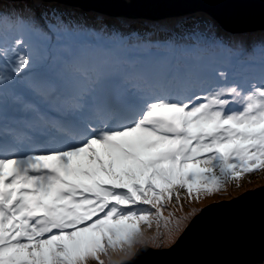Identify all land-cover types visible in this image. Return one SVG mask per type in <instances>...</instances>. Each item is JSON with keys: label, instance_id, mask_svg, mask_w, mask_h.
<instances>
[{"label": "rangeland", "instance_id": "obj_1", "mask_svg": "<svg viewBox=\"0 0 264 264\" xmlns=\"http://www.w3.org/2000/svg\"><path fill=\"white\" fill-rule=\"evenodd\" d=\"M21 10H25L23 5L18 9ZM93 16V20L102 17ZM136 29L133 26L125 30L126 41L121 37V29L110 28L106 32L105 37L117 41L111 46L115 70L118 68L119 44L124 51L139 45L133 37ZM62 33L61 30L52 31L51 38L56 44L62 39ZM4 36L0 33V39ZM98 37L99 34L91 33L90 40L98 41ZM183 38L181 33L174 32L170 42L175 46ZM259 38L251 37V43L257 44ZM81 43L76 40L72 44L74 66L79 68L70 77V85H75L69 87L75 108H62V114L70 121L83 123L87 116L93 120L90 117L93 106L107 107L108 116L116 112L117 116L121 113L130 115L126 128L111 142L98 143L94 150L68 156L64 162L43 159L54 167L33 170L34 156L42 146L50 145V135L45 127L39 126L32 111L26 115L25 111L12 106L8 107L12 109L11 113L4 114L2 108L12 105V101H0V135L23 137L20 142L15 141L18 148L9 159V166L16 174L0 177V264H115L125 257H132L138 246L176 241L200 206L264 185V159L256 155L251 157V149L264 147V80H258L254 85L247 81L232 83L224 81L220 73L212 74L206 89L184 87L185 82L198 84L188 71H196L200 77L196 68L200 67L201 73L207 72L202 74L204 76L211 71L212 63L203 66L204 60L200 58V64L189 66L184 74L182 70L186 66L177 59L175 51L171 52V45H160L149 53L141 51L146 53L141 54L143 57L151 58L157 66L142 77L133 69L138 60L125 59L121 52L124 67H131L123 73L126 75L123 81L128 82L131 77L145 79L144 75L148 79L151 75L164 77L165 72L170 75L173 69L181 78L175 82L178 86L175 93L169 88L152 91L151 82H140L137 86L130 83L127 89L131 96L129 103L133 106L126 107V101L116 100L117 104L109 107L108 97L121 88L104 77L100 85L102 90L104 84L110 85L109 90H104V99L97 100L86 92V87L95 81V58L93 52L88 53L86 44ZM0 57H11L7 47L0 46ZM23 58L27 59L28 55ZM9 63L16 70L15 65ZM174 63L177 68L173 67ZM20 71L17 69L16 74ZM203 78L197 87L204 85L209 76ZM82 82L85 88H78ZM127 109L132 113H125ZM48 111V108L40 111L43 112L40 124L57 115L54 110L51 114H47ZM31 121L34 122L32 128L29 126ZM254 133L262 138H254ZM57 144L59 142L52 145ZM105 148L109 149V156L99 152ZM244 157L253 158L249 162H253L251 166L255 173L245 169ZM239 161L243 165L236 168ZM7 166L5 164V168ZM4 170L0 171L1 176L9 173ZM75 172L90 182H74L80 190L72 189V197L68 198L65 197V177L73 176ZM20 173H26L23 181H11L19 178ZM122 187L129 193L116 192ZM81 190L90 196L76 201L85 196ZM43 191L47 205L45 217L33 219V212H40L45 204L34 201L42 198ZM111 203L115 204L110 206ZM123 209L126 210L122 212ZM81 220L85 225H78L68 232L60 231L80 224Z\"/></svg>", "mask_w": 264, "mask_h": 264}, {"label": "water", "instance_id": "obj_2", "mask_svg": "<svg viewBox=\"0 0 264 264\" xmlns=\"http://www.w3.org/2000/svg\"><path fill=\"white\" fill-rule=\"evenodd\" d=\"M151 20L203 11L230 32L264 29V0H52ZM115 264H264V185L207 203L176 241L138 246Z\"/></svg>", "mask_w": 264, "mask_h": 264}, {"label": "trees", "instance_id": "obj_3", "mask_svg": "<svg viewBox=\"0 0 264 264\" xmlns=\"http://www.w3.org/2000/svg\"><path fill=\"white\" fill-rule=\"evenodd\" d=\"M31 4L30 1L29 6H31ZM8 5L9 3L0 0V28L7 26L13 28L19 25V21L12 23L13 25H7L12 15ZM35 5L40 7L44 6V3L36 1ZM51 5L53 4L49 2L45 7L49 8ZM97 14L98 13L82 11L76 6L70 7L68 8L66 20H60L63 24L54 25L55 27L60 26L58 30L63 32L62 39L57 44L55 53L62 59L60 64L66 71L71 72V70H79L77 67V69H72L76 63L74 58L75 54L72 49L74 41L82 40L81 42L86 44L88 49H93L97 43L101 44L106 40L107 37H105V34L110 28L121 29L123 32L121 37L123 41H126L128 35L124 36L126 33L125 30L135 26L137 29L133 32V37L139 41V45L129 47L132 48L133 52L135 51L138 54H143V52H141L143 50L153 51L157 46L171 45V47H169L171 52L175 51L177 59H181L185 65L197 63L201 58L204 60L201 64L203 66H206L210 62L212 63L210 69L214 74L230 73L231 76L228 77V79L232 83H244L248 81L254 85L257 84L258 80H264V30L242 34L228 33L222 30L203 12L156 21L143 19L135 20L106 15H102L100 19L93 20V15L97 16ZM191 16H194V18L188 19ZM27 23V21L21 22L24 30H27ZM168 23H170V25L165 26ZM53 30L56 29L52 28L46 32L52 33ZM174 32H179L184 37L182 41H177L175 46L170 42L171 35H173ZM91 33L99 34L100 37H98V41L90 40ZM248 36L249 38H247ZM251 37L259 38L257 44L253 45L251 43ZM16 40L19 41L18 44H20L24 42L25 38L18 37ZM53 41H55V39L49 40L45 38L41 41L44 46V53H46L49 58H51V56H49L50 51H47L46 48ZM148 41H150V43ZM32 43H34V41ZM66 44L68 45L65 46ZM250 49L253 55L248 56ZM98 53L102 55V51ZM128 56L132 59L140 60L137 55H126V57ZM94 58L95 61L98 62L96 75L99 76L102 70V63L99 57L96 59V56H94ZM208 59H210V61ZM33 79L36 80L40 86L43 85L45 88H48V86L52 84L50 77L46 78L37 74Z\"/></svg>", "mask_w": 264, "mask_h": 264}, {"label": "bare ground", "instance_id": "obj_4", "mask_svg": "<svg viewBox=\"0 0 264 264\" xmlns=\"http://www.w3.org/2000/svg\"><path fill=\"white\" fill-rule=\"evenodd\" d=\"M120 46H121V43L119 44V47L118 48H120ZM117 63H119L120 64V69L122 68V67H124V63H123V61H122V59H120V60H118V62ZM125 68H123V71H125L124 70ZM122 70V69H121ZM199 72V71H198ZM211 79V78H210ZM149 80L150 81H158V78H156L155 77V75H151L150 77H149ZM129 83H132L131 81H128ZM205 82L208 84L209 83V78H207L206 80H205ZM104 154L105 155H107V156H109V154H107V152L104 150Z\"/></svg>", "mask_w": 264, "mask_h": 264}, {"label": "clouds", "instance_id": "obj_5", "mask_svg": "<svg viewBox=\"0 0 264 264\" xmlns=\"http://www.w3.org/2000/svg\"><path fill=\"white\" fill-rule=\"evenodd\" d=\"M209 203H210V202H209ZM203 206H204V205H203ZM203 206H202V207H203ZM200 209H201V207H200Z\"/></svg>", "mask_w": 264, "mask_h": 264}]
</instances>
